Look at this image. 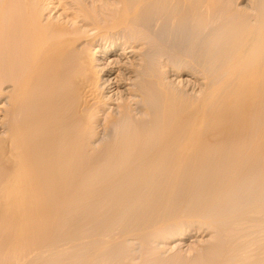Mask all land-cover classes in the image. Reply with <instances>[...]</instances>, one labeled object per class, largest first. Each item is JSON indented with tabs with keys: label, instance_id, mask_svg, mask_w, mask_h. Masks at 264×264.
Returning a JSON list of instances; mask_svg holds the SVG:
<instances>
[{
	"label": "bare ground",
	"instance_id": "bare-ground-1",
	"mask_svg": "<svg viewBox=\"0 0 264 264\" xmlns=\"http://www.w3.org/2000/svg\"><path fill=\"white\" fill-rule=\"evenodd\" d=\"M99 2L0 0V72L13 71L12 79L8 78L7 82L0 74L5 79H0L1 124L7 129L5 137L0 140V219L7 218L11 225L18 219L26 222L48 217L52 219L55 216L52 206L56 211L55 207L60 206L65 196L71 194V198H76L81 195L78 187L82 175H91L95 171L98 174L100 169L91 164V159L104 157L103 161L105 158L108 161L123 154L125 156L122 158L128 156V160L124 163L121 159L124 164L118 165L124 166L120 167L121 171L116 170L118 173L104 174L102 177L95 173L99 177L97 185L101 188V194L98 190L97 195L90 194V191L87 197V189L83 191L91 207L94 205L98 209L96 198L99 196L100 199L105 189L118 193V202L114 199L112 203L122 204L120 208H133L131 201L140 200V204L142 198H147L143 202L149 201L148 197L152 199L149 204L156 206L155 203L168 200L175 194L177 186L179 188V184L185 182L189 184V190L199 187L198 191L216 188L234 191L233 199H240L242 194H253L258 182L254 185L251 178H258L261 181L258 185L264 188V1L254 2L253 6L250 5L252 10L244 11L242 16L238 7L228 8L223 0L222 3L220 0L219 3L216 0H114L106 5ZM59 11L61 13L57 15ZM69 21L80 27L74 26L70 31ZM78 28L85 29V34L78 35L77 31L81 30ZM98 38L110 46L109 51H101L104 52L100 57L102 60L108 61L115 54V46L123 44L121 52H116V55L122 58L130 53V57H138V63L130 65L132 67L127 70V67L121 68L122 65L115 59L110 62L100 59L102 62L95 65L94 60L86 57L88 54L82 55L86 58L80 59L79 65L68 61L70 57L90 50L89 47ZM137 42L143 44L145 53L160 51L154 44L158 42L166 49L168 59L172 55H179L198 67L206 80L202 96L188 106L183 105L182 109L177 108L174 99L171 100L174 97L169 91V83L166 84L168 81L165 83L160 79L161 75L154 66H146L144 54L138 56L142 47L136 50ZM67 62L76 66L71 63L69 66ZM116 70L118 74L113 77ZM9 74L5 77H9ZM63 82H69L75 88L72 96L76 101L72 104L69 103L68 93H65L67 90L59 89ZM122 86L128 94L126 99L122 103L110 101L106 93ZM111 103L117 105L112 108L118 112L117 118L113 111L114 116L110 113L106 117L104 114L105 109L109 108L107 104ZM91 113L95 116L92 117ZM84 116H91L92 120L88 118L82 127L80 122L86 121ZM120 116L123 120H118ZM79 127L94 130V134L100 132L95 129H100L103 134L98 142L100 144L94 148V141L90 140L95 135L87 140L82 137L85 128L80 131V136ZM87 131L85 133L88 134ZM81 145L88 153L91 152L88 156L91 159L87 160H91V163L80 162ZM115 161L120 163V160ZM186 176H189V181L183 180ZM198 176L201 178L198 179ZM92 184L95 186V183ZM126 186L129 188L121 191ZM164 191L168 194L165 197L162 196ZM112 194L108 196V192H105L102 200H108ZM105 196L108 197L104 199ZM146 203L143 205L147 206ZM115 206L111 204L113 209ZM108 208L109 216L118 218L117 213L112 214ZM257 211L252 209V212H243L233 219L219 222V226L227 232L231 245L218 264H240L239 260H242V264H248L245 261L247 258L242 259V253L240 256L238 254L239 244L242 245L239 236L256 229L258 225L252 227L250 224L255 217L264 219V206L259 213ZM102 214L100 217H103ZM141 214L144 220L143 211ZM77 218L94 221L90 222L91 226L95 223L98 225L95 220H100L92 212L89 215L80 213ZM17 227L15 230L19 229ZM260 228H257L258 233ZM95 231L91 233L94 236ZM100 236L95 239L99 240ZM13 239L12 242H15ZM245 246L241 247L244 249L248 245ZM42 250L37 251L38 255ZM47 256L54 257L52 253ZM254 261L253 264H264V258ZM95 263L94 260L90 262Z\"/></svg>",
	"mask_w": 264,
	"mask_h": 264
},
{
	"label": "rangeland",
	"instance_id": "rangeland-1",
	"mask_svg": "<svg viewBox=\"0 0 264 264\" xmlns=\"http://www.w3.org/2000/svg\"><path fill=\"white\" fill-rule=\"evenodd\" d=\"M99 1H101V2H99ZM104 1L98 0V2L100 4H104V5L111 4L114 0H112L111 2H110V0H106L109 3L106 1L104 2ZM216 1H217V3H219L218 2L219 0H216ZM221 1L222 0H220V2ZM257 1L258 2L260 1V3H261V0H257ZM257 1L256 0H235V1L234 0H223V4L225 3L228 8L231 7L232 9H234V8L236 9V7H238L239 10H238V8H237V10L241 13L239 15L242 16V13L244 14V11L245 12L248 10L250 11V8L253 6V3L254 2L258 3ZM262 1H264V0H262ZM102 2H104V3H102ZM230 3H231V5H230ZM234 4H236V5H234ZM250 5H252V6H250ZM251 10H252V8H251ZM60 13H61V11H59L57 13V15H59ZM70 22L71 21H69L68 23H70ZM68 25H70V26H68L70 31H71V29L73 30L74 26L80 27L79 24L73 25L72 22ZM80 29L78 28V30H80V31H77L78 35H82V34L84 35L86 30L83 28H80ZM98 39L96 40V43H93V45H91V47H89L90 50L83 52L81 55L80 54L74 55V56L70 57L68 59V61L71 60L72 63L78 64V65L81 64L80 59L82 60V59H85L86 57L94 60L93 62L95 65H97L98 62H102L103 60L107 61L105 59L102 60V58H100L101 55L104 53L101 51L102 50L104 51L105 49H107V51H109L110 46L107 43L104 44V41L102 38H100L99 40ZM138 41H140V40H138ZM137 43H139V44L136 47L137 49L136 48L135 49L138 50L142 47V50L138 51V52H140V53H138V56H140L142 54L145 55L144 62L146 63V66L149 68L151 66L152 67L154 66L157 69V73L162 76V77L160 76V79H162V81L164 80L165 83H166V81H168L166 84L169 83L168 84V88H170L169 91H172L171 93L173 94V97H174V98H171V100L174 99L173 101H174L175 105H178V106L180 104L182 105V106L180 105V107L177 106V108L182 109V108H184L183 105L188 106L192 102H195L199 97L202 96L203 88L205 86L206 80H205V78H203V74L199 71L200 69L198 67H194L193 65L190 64V62H188L187 59L180 58L179 55H175V57H174V55H172V57H170L168 59L167 58L168 53H167L166 49L161 44H159L158 42L154 43L155 46L159 47V49H160V51H158L157 53H155L154 51H151L150 53H148V52L145 53V48H143V44L140 42H137ZM115 47H116V49L114 51L115 54L113 53L114 55H112L108 59L107 62H110L109 60L115 59L117 62H119L123 66V67L121 66V68L127 67L126 70L132 67V66L129 67L130 65H132V64L136 65L138 63L136 61V60H138V57L137 56L136 57H130V55H131L130 53L127 54L126 57L123 56L122 58L119 57L120 55L119 56L116 55L117 54L116 52H118V51L121 52L123 44H121V45L118 44ZM86 54H88V55L86 56ZM82 55L86 56V57H83ZM67 63L70 66V63L69 62H67ZM73 66H76V65H73ZM155 68H153V69H155ZM5 71L6 70H4L3 72H5ZM8 71L9 70H7L5 72L6 74L3 72H0L1 75L3 74V77L6 79V81L0 75L1 80L7 82L8 78H9V80L12 79L13 71L12 70H10L9 72ZM11 71H12V74H11ZM8 73H10L9 77L8 76L5 77ZM117 74H118V71L116 70V73L114 74L113 77H116ZM0 83H2V81H0ZM170 84H171V86H170ZM67 86H69V87L67 88ZM72 87H71V84H69V82H67V83L63 82L59 87L60 90H63V91L67 90V92H65V93L66 94L68 93L67 95H68L69 103H71V104H72V102L74 103L76 101L74 96H72L73 93L75 94V88H72ZM69 89H70V91H72V93H69L70 92ZM124 89H125V87L122 86V87L114 89L113 92L111 91V92L106 93V94H107L108 98L110 99V101L120 103L121 101L124 100V98L126 99V96H128V94L124 92L125 91ZM116 106L117 105L114 103L107 104V107H109V108L105 109V111H104V114L106 113L105 116L108 117L110 115V113L113 111L112 108H115ZM112 113L115 115V117L119 116V115H117L118 112H116V111H113ZM107 114H109V115H107ZM89 115H90V113H89ZM91 116L94 117L95 114L93 113ZM91 116H90V118H91ZM83 118L86 121L83 120L84 121L83 123L80 122V126H82V127H83V124H86L85 122H88L87 120L89 117L87 118L84 116ZM2 119H3V114H2V111H0V140H2L5 137L6 130H7L5 127L3 128L2 124H1ZM120 119H122L121 116H120V118L118 117V120H120ZM91 120H92V118H91ZM89 122H90V120H89ZM84 128H83V130H84ZM83 130H82V128L79 127L78 133L80 134V136L82 134L84 135L85 131H87V130L89 132L93 133V134H90L87 131L88 134L85 133L87 136L82 135V137L83 138L85 137V139H87L89 136L92 137L93 135H95L94 138L90 137L91 140H90V138H89V140H90V142L94 141V142H92L93 144L92 143L91 144L94 148H96L98 142H100L99 140L101 139V135L103 136L101 130L95 129L96 132H98V131H100V132L98 134L97 133L94 134L95 131L93 129H91V130H93L94 132L90 131V129L86 130V128H85V131L81 134L80 131H83ZM80 148H81L80 149L81 152H80V156H79L80 158L79 159H80V162H82V164H85L86 162H90L92 160L93 163H91V162L90 163L93 166H95V168L100 169L99 171H101V170H104V171H102V172L98 171V174H97V171H95L94 173L91 174L92 176L90 174L82 175L81 181L79 182L80 184L78 187V190L80 191L81 195L76 197V198H74V196H72V198H71V196H70L71 194H69V196H65L66 198L64 197L62 199V203L60 204V206L57 205V207H55L56 211L53 210L54 206H52V211L55 213V216H56V217L53 216L52 219H50L49 217L45 218L44 220L31 219V220H29L30 222L29 221L26 222L22 219H18V220H15L16 222L15 221L12 222V225H11V221H8L7 218H4V220H7L6 222L4 220L0 219V234H1L0 235V244H1L0 245V264H15V262H16V264H18V263L19 264H47V263L48 264H71V263L72 264H90V262L92 263L93 260L97 264H218L224 259L223 256L226 255L227 250H228L229 246L231 245V241L227 235V232L225 231V229H223L222 227L219 226V222L233 219L234 217L238 216L239 214H241L243 212H250V211L252 212V209H253V211H257L258 209L256 210L255 208H259L262 210V207L264 206V188L259 186L260 185L259 183L261 181H259L258 178L257 179L251 178L252 180L251 179L250 180L253 181L254 185L256 184L255 182H258L254 186L255 192L253 191V194H251V195L242 194L240 196L241 197L240 199H238V198L233 199V196L235 195L234 191H226V190L223 191V189H220V188H216V190L213 189V190H207V191L204 189H200L198 191L199 187H197V189H196V187H194L193 189L190 188V190H192V192H191L189 190V184H187L185 182L184 184L182 183L183 185H185V187L182 184H179L180 187L178 188V186H177V188L175 190V194L171 195L168 198V200H163L162 202L155 203L157 207L153 203L149 204V201L151 203L152 199H151V197H148L149 201L145 200V202H143L144 199H147V198H142L143 201H141L140 204L138 203V202H140V200L138 202L137 201H131L132 203L130 202V206H133V208L132 207L131 208L130 207L120 208L119 205L121 206L122 204L119 203V205H118L117 204L118 201L116 200V199H118L117 198L118 193H115V191L110 192V189H109V191H106V189H105L104 191L106 193L108 192V196L110 194L114 193L111 195L114 198H112L111 196L110 197L105 196L104 199H106V197H108V200L107 199L105 200L107 202H105L102 200L103 199L102 197L104 196L105 192L102 194L100 199L98 196L97 198L99 200H97V198H96V203H98V209L100 210L99 211L97 209V207H95L94 205L91 207V204L87 200V199H89L87 197L90 194L95 193L97 195L98 191H99V194H101V191H100L101 188L97 185L98 184L97 181H98L99 177H96V174H97V176L101 175V177L104 176V174H112V173L116 174V172L118 170L121 171L120 167L121 168L124 167V166H118V165L122 164L121 163L122 160H123L122 162L126 163V161L128 160V156L122 158L123 156H125V154H123L122 157H119L120 159L119 158H115V159L113 158L114 160L109 159L108 161L106 160V158L103 161L104 157L101 159L98 158V159H94V160L89 158L91 160L87 161V160H89L88 156L90 157L91 152H89L90 153L89 154L88 151L85 150L83 145H81ZM116 159H117V161L120 160V163H118V162L116 163V161H115ZM111 161H112V163H108ZM114 161H115V163H113ZM106 162L108 163V165H106L107 164ZM99 164H101V165H99ZM109 164H112V165L110 166ZM97 165H98V167H96ZM122 165H124V164H122ZM186 177H184L183 180L189 181V178H188L189 176L187 177V179H186ZM199 177L200 176H198V179H199ZM96 178H97V180H96ZM93 179H95V180H93ZM195 179H197V176ZM89 181H91V182H89ZM93 181H95V182H93ZM86 182H87V184H86ZM92 183H95V186L97 185V187H95L94 184H92ZM92 187H94V188H92ZM125 188L126 189L129 188V186H126L124 188L122 187L121 191H125L126 190ZM92 189H94L95 191ZM178 189H179V191H177ZM194 189L196 190V192ZM85 190L87 191V193L85 192ZM201 190H202V192H200ZM83 191L85 192L87 197L85 196ZM90 191H91V193L89 194L88 192H90ZM209 191L212 192V195L210 194ZM179 193H181V195ZM206 193H208V194H206ZM237 194L238 193L236 192V195ZM82 195H83V197H82ZM105 195H107V194H105ZM165 195H166V193L164 191L162 196L165 197ZM195 197H197L198 199ZM175 198H176V201H175ZM202 198H204V199H202ZM114 199L117 202L112 203L113 202L112 200H114ZM195 199H197L198 201ZM100 200L103 201V202L102 201L100 202L101 204L98 202ZM171 200H172V202H171ZM108 201H111V202H109V204H108ZM146 201L148 203H146ZM165 201L166 202L168 201V203H165ZM104 202H105L106 207L104 206V208H103ZM135 202H136V204H133ZM93 203L95 205H97L95 202H93ZM145 203L147 206L143 205ZM161 203H163L164 206ZM111 204H112V207L115 205H117V207L115 206V209H113L111 207ZM159 204H160V206H159ZM87 205H89V207H91L90 209H89V207H87L88 210L86 208ZM134 205L135 206L140 205V206L139 207L137 206V208H138L137 209V208H135ZM142 205L145 207H143ZM150 205H152V206H150ZM255 205H257V206H255ZM154 207H156V208H154ZM193 207H194V209H193ZM106 208H108L109 211H112V214H113V212L117 213L118 218L115 217L116 221H113L115 218L112 219L109 216V212L106 210ZM128 208H130V209L128 210ZM164 208L166 210H164ZM149 209H151V210H149ZM124 210H126V211H124ZM134 210H136L137 212L135 211V213H134ZM139 210L143 211V214L145 215V216H143V218L144 217L145 218L149 217V218H146V219L144 218V220L141 219L142 217H140V215H142L141 214L142 211H140L141 212L140 213ZM144 210H145V212H144ZM163 210H164V212H163ZM191 210L192 211L194 210V211L190 212ZM261 210H258L257 213H259V211H261ZM96 211H99V212H96ZM149 211H150V213L152 212V213H155V214L157 213V214L155 215V214L151 213L152 214V216H151ZM91 212L95 213L98 216L97 219L100 218L99 221L95 220L96 222H98V225L96 223H95L96 225L93 223L95 226L94 225L91 226L92 223L90 224V222H94V221H92V220L89 221L90 219H88V220H82L83 221L82 222L81 219L77 218V215H79L80 213H86L87 215H89V214H91ZM104 212H105V214L103 215L102 213H104ZM118 212L119 213L121 212L122 214L120 213L121 214L120 215ZM136 213H138L137 217H139L141 219V221L139 218L136 217L137 218L136 219L134 217V215L136 216ZM101 214L103 217L104 216L105 217L104 218L100 217ZM126 214H128V215H126ZM158 214H159V216H158ZM74 217L76 219H74ZM132 217H134L135 219ZM130 218H132V219H130ZM255 218L253 219L252 223H250V224L252 225V227H253V225H255V227L258 225L256 227V229L255 228H254L255 230L252 229L254 231H252V232L249 231V233H247V235L243 234V236H242V234H241L239 236V243L241 242L243 246H244V244L246 246L247 245L248 246L247 247L245 246L247 249L246 248L243 249V247H241L242 245L239 244L238 254L240 256L242 253V256H243L242 259L247 258V260H245V261L248 264L250 262H251L250 264H253V261L255 259H256V261H259V258L260 259L264 258V248H263V246H264V242H263L264 241L263 240L264 239V234H263L264 233V219L261 216H257ZM18 221H19V223H17ZM64 221L66 222V224ZM85 221H87L88 223L87 222L85 223ZM7 222H8V224H6ZM31 222H33V223H31ZM13 223L19 224L18 227H19V229L22 228L21 231L19 229L15 230V228L17 227V224H13ZM31 224H32V226H31ZM87 225L89 226V228ZM108 225L110 227H108ZM91 227L94 229L96 228V231L94 229H92ZM258 227L259 228L261 227L260 228L261 230L259 233H258L259 229H257ZM90 229L92 230V232ZM16 231H19L17 233L18 235L16 234L19 239L16 238L17 236L15 237ZM93 231L96 232V234H95L96 236H94V234L93 235L91 234V233H93ZM261 231H263V232H261ZM104 232H105V234L106 233L107 234L105 235ZM251 233H252V235H251ZM248 234H249V236H248ZM98 235L99 236L101 235L99 237V240L97 239ZM95 237H97L96 238L97 240L95 239ZM242 237H243V239H242ZM246 238H247V240H246ZM257 238H259V239H257ZM12 239L14 241L15 240L16 241L12 242ZM252 240H254V241H252ZM245 241H247V243ZM22 242H23V244H22ZM13 243L15 244V247H14ZM256 243L258 245H256ZM260 243H261V245H260ZM101 244H102V246H101ZM93 245H94V247H93ZM74 246H76L77 248ZM80 246H81V249H80ZM91 246L93 247L92 249H91ZM249 246L251 248L256 246L257 249H255V247L253 249H250V248H248ZM43 247L47 251L50 250L48 252L47 251L44 252V253H48V254H44V253L41 254L45 250ZM66 247L69 249L62 251V249H67ZM97 247H98V249H97ZM41 249H43V250L38 255V252H40ZM245 249L248 251L246 252ZM260 249H262V250H260ZM53 250H55V252H53ZM239 250H241V251H239ZM64 251H66L67 254ZM262 251H263V253H262ZM76 252H77V254H76ZM51 253L54 256L53 258H52V256H50ZM82 253H83V255H82ZM94 253H96V254H94ZM72 254H74V255H72ZM247 254H248V256H247ZM250 254H252V255H250ZM44 255H46V256H44ZM47 255H49L50 257H48ZM92 255L94 257H92ZM77 256H78V258H77ZM80 256H81V259H80ZM262 256H263V258H262ZM6 257H7V259H6ZM43 257H46L48 260L49 259L51 260V258H52V260L51 261L49 260L47 262V259L46 258L44 259ZM70 257H73V259ZM82 257H83V259H82ZM34 259H37V260L35 261ZM250 259H253V260L249 261ZM44 260H46V261H44ZM100 260H102V261H100ZM52 261H54V262H52ZM256 261H254V262H256ZM28 262H30V263H28ZM73 262H75V263H73ZM239 262H240V264H242V260H239Z\"/></svg>",
	"mask_w": 264,
	"mask_h": 264
}]
</instances>
